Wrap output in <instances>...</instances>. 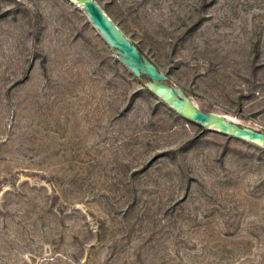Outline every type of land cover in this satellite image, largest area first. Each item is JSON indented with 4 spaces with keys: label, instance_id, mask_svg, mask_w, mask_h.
Masks as SVG:
<instances>
[{
    "label": "rangeland",
    "instance_id": "374dc122",
    "mask_svg": "<svg viewBox=\"0 0 264 264\" xmlns=\"http://www.w3.org/2000/svg\"><path fill=\"white\" fill-rule=\"evenodd\" d=\"M96 1L200 110L264 132V0ZM0 264H264V147L171 109L82 5L0 0Z\"/></svg>",
    "mask_w": 264,
    "mask_h": 264
},
{
    "label": "water",
    "instance_id": "95a60500",
    "mask_svg": "<svg viewBox=\"0 0 264 264\" xmlns=\"http://www.w3.org/2000/svg\"><path fill=\"white\" fill-rule=\"evenodd\" d=\"M83 6L90 20L108 45L119 55L131 73L141 80L149 79L144 86L171 109L184 118L224 134L244 139L264 147V132L230 121L226 116L200 110L180 87L169 85L168 77L125 35L117 24L103 11L96 0H69Z\"/></svg>",
    "mask_w": 264,
    "mask_h": 264
},
{
    "label": "trees",
    "instance_id": "16d2710c",
    "mask_svg": "<svg viewBox=\"0 0 264 264\" xmlns=\"http://www.w3.org/2000/svg\"><path fill=\"white\" fill-rule=\"evenodd\" d=\"M146 77H147V76L143 75V76H142V79L140 80L143 84H144L145 81H147ZM203 127H204V126H203Z\"/></svg>",
    "mask_w": 264,
    "mask_h": 264
},
{
    "label": "bare ground",
    "instance_id": "6f19581e",
    "mask_svg": "<svg viewBox=\"0 0 264 264\" xmlns=\"http://www.w3.org/2000/svg\"><path fill=\"white\" fill-rule=\"evenodd\" d=\"M228 120H230V121H233L231 118H229V117H226Z\"/></svg>",
    "mask_w": 264,
    "mask_h": 264
}]
</instances>
